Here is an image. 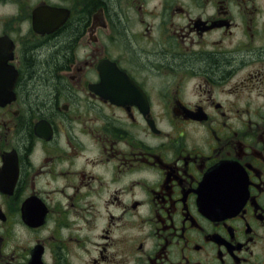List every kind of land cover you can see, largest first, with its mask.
<instances>
[{
	"label": "flooded vegetation",
	"instance_id": "obj_1",
	"mask_svg": "<svg viewBox=\"0 0 264 264\" xmlns=\"http://www.w3.org/2000/svg\"><path fill=\"white\" fill-rule=\"evenodd\" d=\"M0 264H264V0H0Z\"/></svg>",
	"mask_w": 264,
	"mask_h": 264
},
{
	"label": "trees",
	"instance_id": "obj_2",
	"mask_svg": "<svg viewBox=\"0 0 264 264\" xmlns=\"http://www.w3.org/2000/svg\"><path fill=\"white\" fill-rule=\"evenodd\" d=\"M49 65H52L51 62H49Z\"/></svg>",
	"mask_w": 264,
	"mask_h": 264
}]
</instances>
